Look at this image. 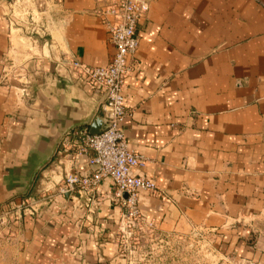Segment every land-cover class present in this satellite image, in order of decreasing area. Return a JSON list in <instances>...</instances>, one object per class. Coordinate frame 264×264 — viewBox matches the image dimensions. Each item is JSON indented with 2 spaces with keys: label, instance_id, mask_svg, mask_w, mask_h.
<instances>
[{
  "label": "crops",
  "instance_id": "0c3cea01",
  "mask_svg": "<svg viewBox=\"0 0 264 264\" xmlns=\"http://www.w3.org/2000/svg\"><path fill=\"white\" fill-rule=\"evenodd\" d=\"M40 2L49 47L17 87L4 66L15 55L5 13L16 3L0 0V213L11 199L44 200L4 231L0 264H117L124 209L112 181L94 191L91 210L87 197L56 191L66 173L92 171L70 135L58 140L73 126L89 130L103 99L63 60L106 65L114 47L98 1ZM136 32L121 125L145 158L135 173L156 186L138 192L140 213L161 234L202 229L223 254L263 261L264 0H150Z\"/></svg>",
  "mask_w": 264,
  "mask_h": 264
},
{
  "label": "built area",
  "instance_id": "2783aa9c",
  "mask_svg": "<svg viewBox=\"0 0 264 264\" xmlns=\"http://www.w3.org/2000/svg\"><path fill=\"white\" fill-rule=\"evenodd\" d=\"M96 1L99 2L96 14L105 24L108 40L114 47L111 60L96 67L83 63L75 56H69L63 62L68 65L74 79L102 94L100 111L105 129L93 134L86 127H75L66 133L74 139L78 152L88 155L87 163L93 169L89 174L66 173L56 191L74 198L87 197V209L91 210L95 205L94 191L102 180L110 179L114 197L120 200L124 209L123 216L139 217L138 192L152 191L156 186L148 176L135 173L144 165L145 158L129 147L121 122L127 112L125 81L132 72L138 48L137 21L148 12L150 0ZM42 201V198L31 197L7 201L0 213V233L23 215L36 212Z\"/></svg>",
  "mask_w": 264,
  "mask_h": 264
},
{
  "label": "rangeland",
  "instance_id": "374dc122",
  "mask_svg": "<svg viewBox=\"0 0 264 264\" xmlns=\"http://www.w3.org/2000/svg\"><path fill=\"white\" fill-rule=\"evenodd\" d=\"M13 1L15 8L5 16L11 20L8 22L12 26L11 50L15 55H12L14 60L11 58L5 62L9 73L5 79L21 87L29 84L30 75L37 70L34 64L31 65L32 60L45 57L50 43L47 34L51 14L44 6L41 7V0ZM45 41L49 43L45 45ZM114 224L117 264H264V260L237 259L223 254L215 237L202 229L165 235L159 233L142 214L130 218L122 215ZM2 235L5 233L1 230L0 238ZM5 252L0 250L1 258L5 257Z\"/></svg>",
  "mask_w": 264,
  "mask_h": 264
},
{
  "label": "water",
  "instance_id": "95a60500",
  "mask_svg": "<svg viewBox=\"0 0 264 264\" xmlns=\"http://www.w3.org/2000/svg\"><path fill=\"white\" fill-rule=\"evenodd\" d=\"M98 121H102V124H101L100 127H97V126H96V124H97ZM86 123H88V121H87V122H84L83 124H86ZM80 125H82V124H78V125H76V126H80ZM73 127H75V126H73ZM73 127H70V128H68V129L64 130V131L61 133V136L59 137L58 142H60L61 139H62V137L65 136V134H66L69 130H71ZM104 129H105V125H104V121H103V119H102L100 116H96V117H94V118L92 119L91 123H90L89 132L95 134V133H99V132L103 131ZM58 142H57V143H58Z\"/></svg>",
  "mask_w": 264,
  "mask_h": 264
}]
</instances>
